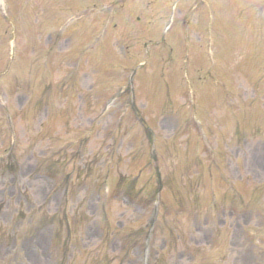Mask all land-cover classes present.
<instances>
[{"label": "rangeland", "instance_id": "obj_1", "mask_svg": "<svg viewBox=\"0 0 264 264\" xmlns=\"http://www.w3.org/2000/svg\"><path fill=\"white\" fill-rule=\"evenodd\" d=\"M91 1L93 0H14L15 7H19L18 22L21 24V32H24L26 36V39L21 38L17 43L22 48V56L35 57L37 54L31 56L30 50L34 48L32 51L41 54V50L48 44L49 35L46 34L50 27H56V25H51L52 21H46V13L52 12L53 14L48 13V18L54 19L57 10L64 9L63 4L76 8L81 3ZM243 1L240 0V3L242 4ZM27 10H36L39 14L35 19L27 20ZM175 13L178 21L175 22L174 29L166 34L168 44L174 47L175 62L171 65H163L160 59L165 57L166 49L161 53L159 49H151L147 71L139 74L134 80L135 101L141 117L156 138L153 155L157 161L152 163L151 167H159L162 178L174 177L175 190L179 191L180 196L184 194L187 199H190L191 191L195 190L192 196L198 197L197 212L192 214L177 209L180 211H169L170 217L165 219L167 211L162 213L160 205L154 208L147 206L149 210H154L153 226L147 229L149 224L145 216L137 217L120 202H115L111 189L119 176L127 181L142 171L137 175L141 181L132 191L133 194H138L136 198L143 202L149 200L139 194V189L145 185L146 190H153L154 182L153 176L150 175V165L146 164L148 147L142 135V128L136 123L129 109L121 111L116 101L112 100L107 106H103L106 97L122 89L126 83L125 75L128 69L136 62L129 65L130 67L127 66L122 73L120 70L114 72L112 77L115 80L105 78L102 85L98 74L95 73L96 67L101 62L98 60L99 55H96L93 57L91 67L89 64L82 67L80 65L81 69L76 71L79 74V90L80 93L84 92L83 99L86 102L78 100L73 104L62 105L65 107L61 109L62 112L66 108L69 109L67 122L58 118L46 119L44 114H38V111L27 110L25 114L18 116L17 113L26 107L27 100L23 95L9 97V110H7L9 116L0 114V148L1 146L11 147L10 152L15 156L18 165L16 181L9 182L3 193L0 189V210L4 207L6 200L9 199L13 203L6 212H0V235H2L0 261L5 259L1 250L9 248L6 250H14V253L22 257L24 264H92L93 257L96 262L104 258L106 264H127V261L133 258L131 251L127 254V250L131 248L126 246L128 249L124 253L116 254L112 242L120 236L129 235L130 237V234L135 236L139 233V237L135 236L136 238L133 239L132 245H145L142 241H149L146 244L148 245L145 257L147 264H204L206 262L207 264H264V259L260 258L264 255V226L258 225V219L264 224V192L260 194L257 206L248 209L247 217L235 220L223 218L216 227L214 240L210 238L209 228L204 229L200 226L204 225L206 217L212 216L208 209L211 200L209 197L215 195V198H218V194L221 196L227 191L228 184L233 185L235 192L242 198L243 204H247L252 188L264 185V129L260 132L259 130L240 131L244 124L241 120L238 122V119L254 122L246 111L247 101L245 106L241 105L243 111L239 116L231 115L226 110V102L222 103L225 97L224 91L221 88L216 91L210 88V76L204 82L198 79L200 75H203L204 70L208 71L209 65L203 54L205 16L191 11L187 6H180ZM184 15L191 28L187 33L181 29L180 20ZM36 20L43 23L39 27L43 34L40 44L29 48L32 36L30 28L36 25L30 23ZM122 21H124L122 17L118 18V22ZM121 25L119 34L125 37L127 29L124 24ZM234 26L229 24L226 28L221 27L217 38L213 34L215 43L218 44L222 53L223 50L232 49L235 50L233 57L237 58L232 60L234 80L231 84L223 83L233 91L231 96L235 102L239 99L240 103H244L247 100L245 98L252 97V91L256 90L257 97L255 95L253 101L257 102L256 114L260 120L264 115V96L260 90L264 87V78L261 77V72L257 71V66L264 64L263 35L261 39L263 48L258 51L252 44L246 46L243 43L247 40V33L244 31L235 33ZM178 30L187 35L179 36ZM220 31H222L221 35ZM230 34L234 37L232 38ZM67 35L60 36L58 39L56 37L54 49L65 52L70 49V45L75 46L69 43ZM112 41L113 39H110V45L113 46ZM238 49L241 51H237ZM38 56L40 59L41 55ZM114 56L113 49L102 54V57L112 59ZM139 59L144 60V57L141 56ZM120 62L126 64L123 61ZM161 67L165 74L164 84L159 80L158 69ZM227 69L226 57L215 69V73L225 76ZM63 71L65 70L56 71L53 78L60 80L64 74ZM188 84L196 88L193 98L194 101H198L195 108L200 115L205 114V121L210 127H206L210 134V143L205 145L212 150L214 143L218 145L212 153L208 152L207 147L202 146L201 142L199 143L194 127L188 126V133H184L182 129L181 132H177L178 127L174 121L168 119L162 112L166 106V90H169L173 103L180 107V103L184 102L185 93L183 92ZM252 84L258 89H255ZM125 98L126 96L122 95L121 100ZM0 100H4V97L1 96ZM179 107L176 106V109L178 110ZM191 110L189 105L185 104L179 113L182 117L179 118L180 123L185 119L186 125L192 124L187 119ZM7 120H11L9 127L6 124ZM236 123L242 125L239 133L235 132ZM169 139L173 141L172 145L176 144V150L172 154H169L168 143L171 141ZM163 145L165 152L162 149ZM61 149L69 153L68 162H62L59 159L56 161L67 177L70 173L68 195L63 193L65 181L48 185L42 173L37 171L34 162L38 159L46 161L49 158L54 161L62 156L58 153ZM3 151L0 150V155H4ZM151 154L152 152L150 156ZM133 155L137 158L132 159ZM105 190H108V194L104 193ZM95 193L102 195L100 201L94 198ZM167 196L166 192H161L156 198L159 203L162 202L165 205ZM224 201L227 203L222 204H228L229 208L237 209L238 215L245 212L235 199H224ZM215 203L219 210L221 199H215ZM19 205L26 218L19 222L18 220L10 221L14 227L3 228L9 219H13V211ZM60 205L68 215L67 224L70 232L68 249L71 253L67 256L62 250H55L52 247L51 225H47L46 222L49 221L47 218L51 214L61 217ZM168 237L172 241V250L161 253L160 246L163 241H169ZM211 243L212 246L217 244L218 247L211 248ZM103 248L106 251L101 254L99 251ZM154 250L158 251V255L154 256Z\"/></svg>", "mask_w": 264, "mask_h": 264}]
</instances>
